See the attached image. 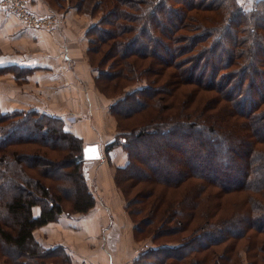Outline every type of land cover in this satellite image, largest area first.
<instances>
[{"label": "trees", "instance_id": "16d2710c", "mask_svg": "<svg viewBox=\"0 0 264 264\" xmlns=\"http://www.w3.org/2000/svg\"><path fill=\"white\" fill-rule=\"evenodd\" d=\"M263 1L235 8L224 26L212 28V47L202 46L196 55L212 50L211 69L202 65L198 73V63L178 60L192 50V40L180 47L185 39L169 37L181 16L170 20L169 35L154 20L157 13H173L169 1L95 4L116 19L106 23L110 30L98 21L87 32L95 35L88 60L97 89L121 97L109 106L120 131L106 151L122 147L127 162L116 168L114 181L134 234L164 240L146 247L135 264H241L242 248L247 256L254 252L248 264H264ZM152 25L165 41L153 36ZM203 31L201 42L209 34ZM184 64L187 77L178 71ZM83 147L59 118L35 110L0 114L1 264L68 263L62 247L44 248L34 231L94 206ZM202 147L220 163L209 162ZM249 188L259 198L237 199L227 211L222 198ZM168 236L174 238L162 239ZM200 252L205 254L197 258Z\"/></svg>", "mask_w": 264, "mask_h": 264}, {"label": "crops", "instance_id": "0c3cea01", "mask_svg": "<svg viewBox=\"0 0 264 264\" xmlns=\"http://www.w3.org/2000/svg\"><path fill=\"white\" fill-rule=\"evenodd\" d=\"M31 8L35 13L51 11L41 0H32ZM60 17V31L44 34L24 27L0 8V69L28 74L18 85L6 73L0 79L1 99L9 102L11 110H35L63 122L67 117L79 118L64 122L65 129L83 146L97 144L103 154L100 161L84 160L92 166L86 177L94 206L85 214L60 216L35 230L34 237L46 249L62 247L66 264H135L144 247H136L141 242L134 238L124 199L114 184V171L126 165V154L116 149L104 157L103 147L116 136L115 122L105 103L99 105L97 94L89 90L94 74L87 66L85 34L93 22L73 8ZM74 20L77 23L72 24Z\"/></svg>", "mask_w": 264, "mask_h": 264}, {"label": "rangeland", "instance_id": "374dc122", "mask_svg": "<svg viewBox=\"0 0 264 264\" xmlns=\"http://www.w3.org/2000/svg\"><path fill=\"white\" fill-rule=\"evenodd\" d=\"M41 1L44 2V5L47 6L51 10L50 12H52L56 17V21H57V25H55L56 31L53 34L58 33V30L60 29V25L63 24V20L60 17L61 13H64L69 8L75 9L76 13L78 15H81L85 19L91 20L93 22V25L96 24L98 21H101L104 29L110 30V27L108 25H106V23L111 22V21L112 22L116 21L115 16L107 15V14H105V12H102L101 10L95 8V4L97 3L98 0H84L83 2H80V0H77L78 3L76 2V0H64L63 2L60 3L61 5L53 4V2L51 0H41ZM167 1H169V6H170V9H172L173 13L169 12L167 15H162V16L160 15V13H157V16L154 18V20L157 22V24L161 23L163 26V29H165V31L168 32L170 28L171 29L173 28L172 25H170L171 24L170 20H174L173 16L176 13L181 16V21L179 23V26L175 29V32L169 31L171 34L169 35V32L167 34L169 35V37L171 38L172 41H175L177 37H179L180 39H183V40L185 39L182 42H178L180 47H183L185 45L187 46V43L191 42L190 40H192V46H191L192 50H190L187 53H183V55L181 57H178V60L187 59L186 61L198 63L196 68L193 70V73H198L200 71V69L202 68V65H205L206 68H208L207 71H209L211 69L210 66L212 65V56H213L212 50L210 51V49H209V50H207L206 53H203L197 57H196V55L198 54V50L200 47H202V46L206 47L207 45H208V47L209 46L212 47V28L219 27L223 24L225 25L227 23L226 19L231 17V15L233 14V11L236 10L237 7L243 8V9H248V8H251L254 4H257V2L259 0L258 1H253V0L252 1H250V0H175L172 2L170 0H167ZM176 1H178V2H176ZM182 1H184V3H179ZM31 3H32V0L29 2V6H28L29 11H32ZM75 5H77V6H75ZM217 6H219V7L216 8ZM262 6L263 7H262L261 15L264 16V5H262ZM50 12H46V13L41 12L40 13V12L36 11V14L38 16H45V15H51ZM33 13H35V12H33ZM187 16H191V18L193 17L192 20H188L186 18ZM258 17L259 16H257V15L254 16V18H258ZM237 19L238 18H236V21H237ZM74 23H77V21L76 20L72 21V24H74ZM233 23H234V26H232V29H234V27L237 25V23L236 24H235V22H233ZM157 27H159V26H157ZM203 30H205V31H203ZM202 31L203 32L209 31V34L206 36V38L204 39L203 42H201V39L198 38V37H200L199 35H201ZM258 32H260L262 35H264V32H262V30L258 31ZM152 33H153L154 37L161 38L163 41H165L164 36L162 38L160 36V34L158 33L156 26L152 25ZM44 34H50V32L48 30H46V31H44ZM85 35H86V38L88 39V45H87V50H86V61H87V66L90 67L89 60H88V55H89L88 53L92 51V50L89 51V49H92L91 47H93V44L90 42L95 39V35L91 36L90 34H87V33ZM165 43H167V42H165ZM153 47H155L157 49V46H153ZM208 47H206V49H208ZM173 48L175 49L174 45H173ZM103 49H105V48L103 47ZM161 49H162V47L158 48L157 51L158 50L160 51ZM256 53H258V52L256 51ZM95 58H97V56H95ZM152 64L154 65V66H152V69L158 68V66L155 65V61H152ZM188 67L189 66H186L184 64L182 66V68H180L178 71L183 72L185 74V76L187 77ZM91 68L92 67H90V69ZM92 72H93L94 77H95V75H96L95 71H92ZM6 73H9L12 77H14L15 82L18 83V85H21L24 82V80L22 78H25L28 75L26 73H21V72H17V71H13V72L0 71V79H2L3 76L6 75ZM206 77H207V75H206ZM10 82H11V80H10ZM95 83L96 82L94 81V78H93V83H91V88H89V90H94V92L97 94L99 105H102L100 102L105 103L104 106H106V108H107L106 109L107 113L109 115H111L114 119V122H115V125H114L115 130L114 131L117 134L120 130L117 128L118 123H117L116 117H115V115H112L113 113L109 109V106L121 97H117L119 94L117 96H110V97H106V96L102 95L99 92V90L97 89ZM12 84H13V88H14L13 95H15L17 90H15L14 81H12ZM131 89H133V88L129 87L126 89V91L128 92ZM2 93H3L2 88L0 87V114H8L10 112L18 111V110H11L12 107L10 106L9 102H7L5 99H3V100L1 99ZM208 95L212 96V98H214L215 95H217V94L209 93ZM101 97L103 99H105V101L102 100ZM164 97L165 96L162 95V98H164ZM31 99L34 102V98L32 96H31ZM167 103H168V100L166 98V102H163V104H167ZM215 110H213L212 112H214ZM19 111L27 112V111H31V110H19ZM103 113H104V111H103ZM78 119L79 118H75V119L73 118L72 119V117H67L66 121H64V122H74ZM27 126H28V124H27ZM64 127H65V125H64ZM54 138H57V136H55ZM205 139H207V138L205 137ZM56 141H59V140H56ZM111 141H109V142H111ZM82 144H84V143H82ZM26 147H24L22 151L26 152V153H30L31 151ZM191 148H194V146L192 144H191ZM116 149L119 151H122L125 154L122 147H119V146L112 148L110 151L116 150ZM200 149H201V147H200ZM202 149H203L202 155H205L208 158L209 162H211L214 165L220 163L216 158L212 157V154L209 155L210 152L206 147H202ZM109 152L106 151V145H105L103 147V151H102V153H104V157H106ZM102 156H103V154H102ZM222 162H225V161H222ZM227 162H229V161H227ZM91 167L84 165V170L88 172V170ZM178 168H179V165H178ZM183 169H187V168H183ZM114 184H115V181H114ZM116 188L118 189L119 195L123 200L124 199L123 194L121 193L120 189L117 186H116ZM137 188H139V187H137ZM182 189L183 188L180 187L177 191L180 192ZM250 189L251 188H249V190H247V192H244V193H235L234 195L224 196L222 198L223 206L227 209V211L231 212V210H229V207H231L233 205V203L235 204V201L243 200L246 198L251 199L249 197H253V198L258 199L259 195L256 194L255 192L251 193ZM129 219L131 221L130 216H129ZM132 225H133V223H132ZM134 238L136 239V241L138 243L141 242L136 247H144L143 249H146V247H148V248L150 247L151 249L157 248V247H155L156 244H160V243L162 244L164 242V240H155L154 241L152 237L146 238V237H143L141 234H138V233L134 234ZM173 238H174V236H168V237L162 238V239H165V241H166V240H170ZM171 244H173V243H171ZM243 244L245 246L246 242L245 241L241 242V245H243ZM240 251H242L241 253H239L241 264H248L249 262L254 261L252 259V256L254 253L253 251H250L249 256L246 255V251L243 248ZM159 253L166 254L163 251L159 252ZM204 254L205 253L200 252L199 254L196 253V256H197V258H202ZM60 261H61V259L58 260V262H60ZM208 264H211V262Z\"/></svg>", "mask_w": 264, "mask_h": 264}, {"label": "built area", "instance_id": "2783aa9c", "mask_svg": "<svg viewBox=\"0 0 264 264\" xmlns=\"http://www.w3.org/2000/svg\"><path fill=\"white\" fill-rule=\"evenodd\" d=\"M31 0H0L2 8L7 16H12L24 27L35 29L44 33L48 30L50 33L56 31L57 21L55 15L38 16L36 13L29 11L28 6ZM102 159V158H101Z\"/></svg>", "mask_w": 264, "mask_h": 264}, {"label": "water", "instance_id": "95a60500", "mask_svg": "<svg viewBox=\"0 0 264 264\" xmlns=\"http://www.w3.org/2000/svg\"><path fill=\"white\" fill-rule=\"evenodd\" d=\"M82 156L85 161H96L102 158V154H100L99 146L97 144L85 145L82 150Z\"/></svg>", "mask_w": 264, "mask_h": 264}, {"label": "bare ground", "instance_id": "6f19581e", "mask_svg": "<svg viewBox=\"0 0 264 264\" xmlns=\"http://www.w3.org/2000/svg\"><path fill=\"white\" fill-rule=\"evenodd\" d=\"M264 27V26H263ZM140 207H138V209H139ZM137 209V208H136Z\"/></svg>", "mask_w": 264, "mask_h": 264}]
</instances>
